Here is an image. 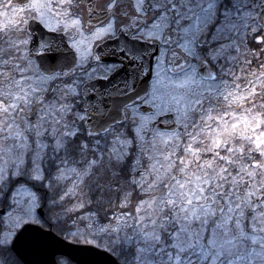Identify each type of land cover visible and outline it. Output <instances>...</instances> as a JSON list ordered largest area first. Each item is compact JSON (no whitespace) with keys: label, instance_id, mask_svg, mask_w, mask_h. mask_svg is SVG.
Returning a JSON list of instances; mask_svg holds the SVG:
<instances>
[{"label":"snow or ice","instance_id":"6c2138e0","mask_svg":"<svg viewBox=\"0 0 264 264\" xmlns=\"http://www.w3.org/2000/svg\"><path fill=\"white\" fill-rule=\"evenodd\" d=\"M0 264H264V0H0Z\"/></svg>","mask_w":264,"mask_h":264},{"label":"water","instance_id":"95a60500","mask_svg":"<svg viewBox=\"0 0 264 264\" xmlns=\"http://www.w3.org/2000/svg\"><path fill=\"white\" fill-rule=\"evenodd\" d=\"M67 251H69L72 256H76L77 258L80 257V254L72 249H68Z\"/></svg>","mask_w":264,"mask_h":264}]
</instances>
